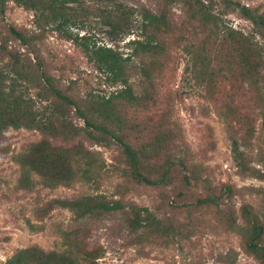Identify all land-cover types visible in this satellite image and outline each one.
Wrapping results in <instances>:
<instances>
[{"label": "rangeland", "instance_id": "obj_1", "mask_svg": "<svg viewBox=\"0 0 264 264\" xmlns=\"http://www.w3.org/2000/svg\"><path fill=\"white\" fill-rule=\"evenodd\" d=\"M264 14V0H237ZM124 3L138 10L144 6L158 7L159 0H88V6ZM217 11L229 24L251 33L253 24L238 10H225L219 3ZM174 19H183L181 4L172 9ZM37 31L34 12L14 2H9L4 13L0 12L1 37L9 38L8 29ZM74 34L86 33L91 44H106L127 56L131 53L130 40L136 33L117 34L95 14L85 28H74ZM189 29H178L167 37V54L160 57L158 68L149 80L141 68L150 56L133 58L129 65L135 67L132 77L135 93L147 97L145 105L126 102L119 105L122 123L113 125L141 155L145 173L158 184L138 182L119 142L96 144L85 133L74 141L93 151L98 161L88 178H77L71 185L49 187L38 183L34 188L20 186L21 165L19 154L32 143L44 138L54 144H63L37 129L10 128L6 131V152L0 151V264L19 248L37 245L44 250L64 251L65 233L80 229L81 247L93 253L90 264H259L258 259L246 248L244 234L229 227L234 214L240 225L247 227L249 219L243 212L249 206L251 213L264 219V178L240 173L232 156L230 135L242 136L243 124L238 119L249 116L255 130L248 149L254 156L252 165L264 171L257 159L264 152V71L257 91L241 79H235L228 71L217 77L218 88L210 90L207 82L194 73L193 59L184 49L185 41L193 39ZM185 34L179 46L176 40ZM264 47V38L257 36ZM9 46L43 61L46 72L74 99L84 103L87 99H102L123 86L112 85L88 60L86 54L71 40L49 31L38 41L34 52L19 40L10 39ZM25 56V57H26ZM138 69V72H137ZM31 94L37 107L45 113L53 107L55 98L45 100L39 89ZM231 105L237 112L227 118ZM70 120L77 126L85 121L72 110ZM100 135L99 132H96ZM264 158V154H263ZM232 185L233 194L226 192ZM94 195L107 202L122 206L101 213V219L81 223L76 221L70 209L48 202L54 198H73ZM217 197L219 206L199 205L198 200ZM148 208L150 218L159 225L131 226L137 214L132 206ZM145 212L140 217H144ZM30 224L35 225L33 229Z\"/></svg>", "mask_w": 264, "mask_h": 264}, {"label": "trees", "instance_id": "obj_2", "mask_svg": "<svg viewBox=\"0 0 264 264\" xmlns=\"http://www.w3.org/2000/svg\"><path fill=\"white\" fill-rule=\"evenodd\" d=\"M10 1L34 12L37 31L10 27L9 38L1 37L0 31V151L8 150L5 133L10 128L37 129L64 142L57 145L44 138L19 154L17 160L22 169L19 183L24 188L32 189L38 183L49 187L71 185L77 178L90 177L98 159L84 144L74 141L83 133L96 144L109 145L112 140L119 142L136 181L148 184L160 182L145 173L141 155L146 147L136 149L113 125L120 126L122 123L120 104L145 105L144 101L149 97H140L135 93L131 80L136 69L130 67L129 62L141 55L150 56L148 63L140 68L151 80L152 71L158 68L156 64L161 63L160 57L167 54V37L178 29L184 32L190 30L193 39L185 41L184 49L193 59L196 77L207 82L210 90L215 92L220 84L217 76L225 71L236 80L240 78L247 82L255 91L263 76L264 47L257 36L264 38V14L237 0H159L158 7L144 6L140 10L121 2L97 4L92 8L87 5L88 0H0V12L6 11ZM219 3L225 10H238L250 20L254 26L252 32L246 33L229 24L223 11L216 9ZM175 4L182 6L183 19L180 23L173 17ZM93 14L117 34H137L138 38L130 40L131 53L125 56L112 46L97 45L96 42L91 44L86 33L82 36L73 33L74 28H85ZM49 31L73 41L88 60L96 64L108 82L123 87L112 92L109 97L87 99L81 103L57 85L54 77L44 69L43 61L38 59L34 62L30 55L28 57L9 46L11 38L19 40L22 46L27 47L29 54L34 52L37 42L42 41ZM184 36L176 40V45L184 42ZM34 88L39 89L41 98L56 99L48 113L37 107V101L31 94ZM73 108L84 119L85 126H77L70 120ZM227 111L224 113L226 118L237 113L231 105H228ZM238 121L243 124L245 133L242 136L234 132L230 135L233 160L241 174L264 178V171L252 165V153L244 149L252 144L254 121L249 116H243ZM262 125L264 127V115ZM263 154L261 149L259 155L262 159L257 160L264 165ZM226 192L233 194V186L228 185ZM47 204L49 207L70 209L76 221L81 223L101 219V213L122 206L118 202H107L88 194L54 198ZM198 204L219 206V199L200 198ZM132 211L139 216L131 224L136 230L159 225L150 218L148 208L133 205ZM143 212L146 215L140 217ZM243 212L250 220L249 225H240L236 216L231 214L229 227L244 234L246 248L258 259L259 264H264V219L253 215L249 206H244ZM30 226L35 228L33 224ZM65 238L67 247L64 251H47L37 245L19 248L7 259L6 264H90L93 253L81 247L80 229L66 232Z\"/></svg>", "mask_w": 264, "mask_h": 264}]
</instances>
